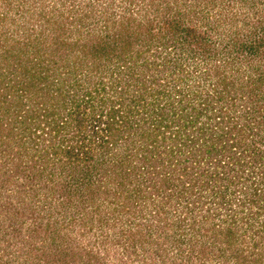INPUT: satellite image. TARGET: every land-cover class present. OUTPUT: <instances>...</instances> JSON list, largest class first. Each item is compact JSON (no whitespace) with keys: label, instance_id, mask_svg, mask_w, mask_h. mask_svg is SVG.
<instances>
[{"label":"rangeland","instance_id":"obj_1","mask_svg":"<svg viewBox=\"0 0 264 264\" xmlns=\"http://www.w3.org/2000/svg\"><path fill=\"white\" fill-rule=\"evenodd\" d=\"M9 2L10 4L6 5L0 0V34L7 30L13 35L4 43L2 35L0 36V53L7 47L11 48V51H19L20 54L15 52L11 58L0 56V65L4 66L5 74L10 76L9 71L14 60L18 62L21 58H31L34 62L38 61L44 70L54 64L48 62L54 60V57L56 59L59 57L63 77L75 83L73 87L75 97L82 96L86 90L95 95L94 87L100 86V82L104 83L108 88L97 89V102L101 100L102 107L107 102L108 94L109 97L112 95V98L114 95L115 100L117 95L111 93L109 82L116 81L118 86L125 88L121 95L123 100L135 98V102H132L135 110L133 109L131 114L137 110L136 120L145 119V122L142 120L138 122L136 135L133 134L126 139L119 137L116 146L110 145L106 152L105 150L98 152L96 161L102 160L100 166L106 164L108 173L105 170L101 172L102 174L97 173L94 166L99 163L94 164L95 159L85 161L83 167L89 169L87 174L90 181L104 185L101 192L90 188L87 190L84 184L80 186L86 170H81L79 166H62L56 170V184L52 182L45 184L41 176L34 180L30 173H21L17 168L20 164H25L21 157H16L17 147L16 150H4L8 142L2 137L6 134L2 129L0 264H241L235 260L236 256L225 259L221 256L222 251L216 252L213 245L207 244L211 247V252L202 251L200 238L211 239L206 233H216L211 227L215 226L218 219L206 222L196 235L187 229L186 233L181 230L183 234L179 236L176 233L179 232L176 226L178 221H174V224H165L164 214L161 213L159 216L154 214L158 207H154L152 203L150 205L142 203L139 194L143 192L141 190L143 187L139 190L140 193L134 191L137 188L135 183L140 180L139 177L131 181L135 169L122 172L121 178L117 176L119 173L117 170L124 168L127 162L133 167L141 165L142 159L139 154L143 156L147 152L146 147L154 145L151 143L152 136L149 135L150 123L151 121L154 123L152 114L160 112L157 111L159 102L160 104L164 102L159 93L162 88L172 95L179 94L173 98L174 100L183 98L178 108L185 111L182 114L184 118L187 113L192 112V107L201 106L200 102L203 100L206 113L204 112V116L200 118L204 120L208 116L207 107L211 108L208 102L213 95H217L218 89L222 86L218 78H222L221 75L226 74L232 67L225 64L224 60L233 59L234 53L228 52L239 46L233 39L239 37L240 43L245 42L247 45L249 40L247 37L252 35L259 37L264 34V0H28L26 4L17 0ZM220 18L223 22L218 23ZM166 19L179 21V29L183 24L194 25L195 32L198 34L199 31L200 37L206 42L201 44L205 51L196 50V45L185 48L169 44V47L157 51L159 47L153 60L158 67L161 64L163 69H159V72L156 69L155 74H152L145 65L140 64L142 59L138 61L132 59L134 58L132 52L145 49L148 45L143 44L142 39L151 35L148 30L150 29L153 34L158 32L160 23ZM234 29L238 36L234 35L235 31L231 32ZM119 32L131 37L132 43L126 47L125 53L130 63L129 76L120 73L121 70L128 71V68L119 62L111 61L110 55L106 52L99 58V67L97 71L95 70L97 74L91 75L89 81L86 80L87 70L84 69L78 74L82 66L80 63L82 60L85 61L83 51L88 49L86 46L90 47L95 39L102 38L107 33L109 41L113 42ZM138 33V40L141 41L135 43L133 41ZM55 38L64 42L58 53L64 50L66 54H62L61 57L55 53ZM16 41L28 42L29 46L22 47ZM155 41L157 42V38L152 42V46L155 45ZM84 43L88 44L84 46ZM23 49L27 50L25 54ZM224 53L228 54L227 57H222ZM65 58L67 59L64 60ZM92 60L88 59L84 64L85 68L92 66L89 64ZM246 63L242 60L245 75L248 73ZM66 64L71 65L69 70L73 68L69 74ZM75 68H78L77 71ZM110 69L115 70V74L111 75ZM163 71L165 73H162ZM187 74V81L181 80ZM153 75L159 79L158 82H149L150 76ZM228 75L232 79L236 78L235 73ZM103 76H106L105 79ZM127 79L129 83L126 84ZM145 79L146 82L143 81ZM142 83L152 86L153 89L146 93ZM140 98L142 99L139 100ZM173 99L170 97L169 101ZM108 105L107 102L106 106ZM12 106L9 108L14 109ZM151 106L154 107L153 110H150ZM62 112L64 113L63 109ZM30 123L32 129L42 126V123L35 121ZM12 125L19 129L23 128L22 123ZM142 133L148 136L144 137ZM122 134L124 133L119 135ZM23 135L27 140L32 137L28 130L21 131L18 138ZM179 136L175 131L172 134L167 133L163 143L162 137H156L155 144L158 145L159 151L164 152L163 157L166 158L165 152H168V147L177 148L176 154L170 156L166 165H169L170 160L175 159L173 162H177L186 157V147L178 148ZM14 143L12 142L10 146L13 147ZM46 173L47 170L41 171V174ZM123 174L126 175V179L122 178ZM123 179L125 192L120 191L118 194L116 181L122 182ZM69 185L71 189H78V192L67 202L68 198H62L64 191L60 190V187ZM159 199L153 202L156 203ZM224 211L232 213L229 209ZM259 219L264 222V214H261ZM160 229L164 230L161 238L158 237ZM254 229L252 228L247 235L237 233L240 238L236 245V248L240 247L237 253H243L252 264H264V239L260 238V246L256 247L254 242L258 238L255 240L253 237L261 234L263 230L257 232ZM239 230L243 231L241 228ZM222 238H225L223 234ZM229 251L228 247L226 252Z\"/></svg>","mask_w":264,"mask_h":264},{"label":"trees","instance_id":"obj_2","mask_svg":"<svg viewBox=\"0 0 264 264\" xmlns=\"http://www.w3.org/2000/svg\"><path fill=\"white\" fill-rule=\"evenodd\" d=\"M2 1L6 5L10 4L9 0ZM17 1L22 4L28 2V0ZM219 22L223 20L220 18ZM178 24L180 22L177 20L166 19L160 23L158 32L153 34L149 29L148 33L151 35L142 39L143 44L148 46L143 50L132 52L134 54L132 59L135 61L142 59L140 64L145 65L152 74H155L156 69L158 72L159 69H163L161 64L159 68L153 60L159 47L157 51L169 47V44L185 46V48L196 45V50L201 49L204 52L205 49L201 48V44L206 42L200 37L199 31L198 34L195 32L194 25L183 24L179 29ZM233 31L235 29L231 32ZM233 33L238 36L236 31ZM1 35L4 43L13 33L6 30ZM138 37L139 33L136 34L133 42L140 43L141 40H138ZM130 38L129 35L119 32L117 39H113V42L109 41L108 33L102 38L95 39L94 44L90 47L86 46L88 49L83 51L85 61L82 60L80 63L82 66L78 74L84 69L87 70L86 80L89 81L91 75L97 74L95 70L97 71L99 67V58L108 53L111 61L119 62L120 65L128 68V71L121 70L120 73L123 72L129 76L130 63L125 53L126 47L132 43ZM156 38L157 42L155 41V45L152 46ZM247 38L249 39L247 45L245 42L240 43L239 37L233 39V42L238 43L237 46H239L228 52L234 53L233 59L224 60L225 64L232 67L230 71H226V74L221 75L222 78L216 76L222 86L218 89L217 95H213L208 102L211 108L207 107L209 114L204 120L200 118L204 116V112L206 113L204 100L200 102L201 106L192 107V112L187 113L184 118L182 114L185 111L178 108L183 98L174 100L173 98L179 94L172 95L164 88L158 89L160 98L164 102L158 104L157 111L160 112H154L151 116L154 123L152 121L150 123L149 135L152 136L151 143L154 145L146 147L147 152L143 156L139 154L142 159L141 165L133 167L127 162L128 165L125 163L124 168L117 170L119 171L117 176H120L122 172L126 173L135 169L131 181L139 177L140 180L135 183L137 188L134 191L140 193L139 190L143 187L141 189L143 192L139 194L142 197V203L144 205L152 203L154 207H158L154 214L157 216L164 214L165 224H174V221H178L176 226L179 232L176 233L179 236L183 234L181 230L186 233L187 229L196 235L206 222L218 219L215 226L211 227L216 230V233H206L211 239L200 238L202 251L211 252V247L207 244L213 245L216 252L222 251L221 256L225 259L236 256L235 260L241 264H249V259L243 253H237L240 248L239 246L236 248L238 239L240 240L237 233L247 235L252 228H255L257 232L263 230L257 236L252 234L255 240L258 238L254 242L256 247L260 246V238L264 239V222L259 219V216L264 214V34ZM23 41H16V43L22 47H28L29 43ZM55 42V53H58L64 42L57 41L56 38ZM71 45L74 46L73 43ZM26 51L23 49V54ZM63 51L59 52L58 56L66 54ZM15 52L20 54L19 51H11V48L6 47L0 56L11 58L14 57ZM181 53L184 54V52ZM227 55L224 53L222 57ZM89 58L93 59L89 63L92 66L85 68L84 64ZM242 60L247 62V75L243 73ZM59 61V57L57 59L54 57V60L48 62L54 64L43 70L41 64L38 61L34 62L31 58H21L18 62L14 60L9 71L10 76L5 74L4 66L0 65V132L2 129L6 131L2 137L8 142L4 150H16L15 147H17L16 157H21L25 164H20L17 169L21 173H30L34 180L41 176L45 184L50 182L56 184V170L62 166H79L81 170H86L80 186L84 184L87 190L90 188V190L101 192L104 185L90 181L87 174L89 169L83 167L86 164L85 161L95 159L93 163H99L94 166L97 173L102 174L103 170L108 173L107 165L100 166L102 160L96 161L98 152L103 150L106 152L110 145L116 146L119 137L126 139L135 134L138 122L142 119L136 120L137 110L131 114L133 109L135 110L132 104L135 98L123 100L121 95L125 92V88L118 86L116 81L109 82L111 93L117 96L114 100V95L113 98L112 95L111 97L107 95L106 101L109 107L106 106L107 102L103 101L106 109L104 106L101 107V100L97 102V89L108 88L104 83L100 82V86L94 87L95 95L86 90L87 92L82 96L75 97L73 91L75 83L63 77ZM55 63L58 65L56 66ZM66 65L69 74L73 68L69 70L71 65ZM75 69L77 71L78 68ZM110 70L111 75L115 74V70ZM165 70L167 71V67ZM231 73L236 74L235 79L228 75ZM105 77L103 76L104 79ZM187 79L188 74L181 78L183 81ZM158 80L153 75L150 76L149 82H158ZM128 81L127 79L125 83H129ZM143 81L146 82V79ZM125 83L123 85H126ZM142 84L146 93L153 89L150 85ZM170 97L173 101H169ZM11 105L14 109L9 108ZM15 106L19 107L15 108ZM65 109H67L66 112ZM153 109L154 107L151 106L150 110ZM29 120L42 123L41 128L32 129L29 126L31 124ZM142 121L144 123L145 119ZM13 123H22L23 128L19 129L12 125ZM27 130L32 136L30 140H27L25 135L18 138L21 131ZM174 131L177 136L181 133L178 148L186 147V157L177 162H173L175 159L170 160L169 165H166L170 156L176 154L177 148L176 146L168 147V152H165L166 158L163 157L164 152L159 151L158 145L155 144L156 137H162L163 143L167 133L172 134ZM120 133L124 134L119 135ZM141 135L148 136L146 133ZM12 142H15L13 147L10 146ZM43 170H47V173L41 174ZM123 175L122 178L126 179V175ZM124 182V179L122 182L116 181L118 194L120 191L125 192ZM65 187H60V190L66 192V195L63 193L62 198H68L67 202H69L77 194L78 189H71L70 185ZM189 188H191L190 191ZM158 198H160L159 201L153 202ZM225 209H229L232 213L224 211ZM235 227L238 228L235 229ZM239 228L243 231L240 232ZM163 231L160 229L158 237L161 238ZM221 233L225 238H222ZM228 247L230 251L226 252ZM250 263L252 264V261Z\"/></svg>","mask_w":264,"mask_h":264}]
</instances>
